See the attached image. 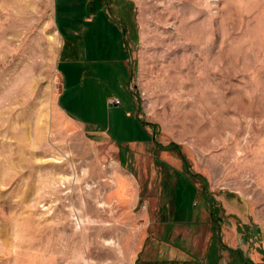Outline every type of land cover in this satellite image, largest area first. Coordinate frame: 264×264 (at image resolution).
<instances>
[{
  "label": "rangeland",
  "instance_id": "rangeland-1",
  "mask_svg": "<svg viewBox=\"0 0 264 264\" xmlns=\"http://www.w3.org/2000/svg\"><path fill=\"white\" fill-rule=\"evenodd\" d=\"M69 2L102 29L81 122L56 0H0V264H264V0Z\"/></svg>",
  "mask_w": 264,
  "mask_h": 264
},
{
  "label": "crops",
  "instance_id": "crops-1",
  "mask_svg": "<svg viewBox=\"0 0 264 264\" xmlns=\"http://www.w3.org/2000/svg\"><path fill=\"white\" fill-rule=\"evenodd\" d=\"M69 1H72L71 3H73L75 0H56L57 4L54 5L55 22L62 40L59 49V57L60 60L63 59L65 65V68L62 71L63 91L61 93L60 108L67 116L81 122L83 117L80 116L77 111H74V107L70 106L67 101L66 103H62V100L67 95L69 89H83L86 86L87 79L92 80V84L89 83L90 87L94 88L97 86V78L101 72H98V69L94 68V65H100V61L98 60L104 59V57L99 56L98 54L100 50V43L98 40H100L102 37L100 36L99 31L102 29H96L97 26L95 25V23L98 20L96 18L97 16L87 8V4H66ZM107 9V7L102 6L97 10L104 12L107 15ZM97 10H95L94 13L97 12ZM101 20H105V18L102 17ZM114 23L116 24V22ZM121 33L123 36L122 29L120 32V40L123 39V37H121ZM104 47L107 48L105 52L107 54H111V52L113 51L112 46L107 43ZM121 48H123L124 52H122L120 55L113 54V56L118 57L119 64L122 67L120 68L121 72H124L125 75L129 73L132 78V69L128 65L129 50L126 48V43H123ZM78 63L82 65H90L92 70L90 68L84 69L85 67L83 66L82 68H80V70L74 71L72 65ZM77 75L79 77L73 79ZM107 103H110V99L107 100ZM88 121L94 120L89 118ZM138 129H141L148 133L147 127L145 128L139 125ZM129 140L137 142L146 141L145 137H135Z\"/></svg>",
  "mask_w": 264,
  "mask_h": 264
},
{
  "label": "trees",
  "instance_id": "trees-1",
  "mask_svg": "<svg viewBox=\"0 0 264 264\" xmlns=\"http://www.w3.org/2000/svg\"><path fill=\"white\" fill-rule=\"evenodd\" d=\"M142 125H146V123H144V122L142 121ZM154 141H156V140L154 139ZM156 143H157V145H159V148L163 147V149H164V147H165V149L176 150V151H178L180 154H182V152H181V147H180L179 145H176V144L172 143V144H174V146H162L161 144H158L157 141H156ZM184 159H185V158H184ZM181 174H182V173H181ZM182 176H184V175H182ZM184 177H185V176H184ZM204 194H205V193H204ZM207 197H208V196L206 195V200L208 199ZM211 203L214 204L213 200L211 201ZM209 210H210V214H213V213L215 212L213 209H210V208H209ZM217 223H218V226H219V221H218V220H217ZM218 228H219V227H218ZM219 230H220V229H219ZM216 234H217V235H216ZM216 234H215V232H214L213 237L217 240L218 243H220V242H221V236L219 235V231H218V229H217ZM227 249H229V251H230L231 253H236V252H238V250L233 249V248H227Z\"/></svg>",
  "mask_w": 264,
  "mask_h": 264
},
{
  "label": "built area",
  "instance_id": "built-area-1",
  "mask_svg": "<svg viewBox=\"0 0 264 264\" xmlns=\"http://www.w3.org/2000/svg\"><path fill=\"white\" fill-rule=\"evenodd\" d=\"M113 102L115 103V104H120V101L117 99V100H113Z\"/></svg>",
  "mask_w": 264,
  "mask_h": 264
}]
</instances>
